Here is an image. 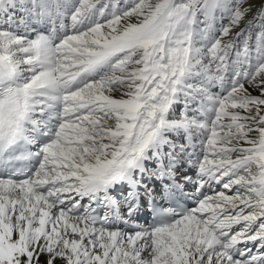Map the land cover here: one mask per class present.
<instances>
[{"label": "snow or ice", "instance_id": "1", "mask_svg": "<svg viewBox=\"0 0 264 264\" xmlns=\"http://www.w3.org/2000/svg\"><path fill=\"white\" fill-rule=\"evenodd\" d=\"M0 264H264V0H0Z\"/></svg>", "mask_w": 264, "mask_h": 264}]
</instances>
